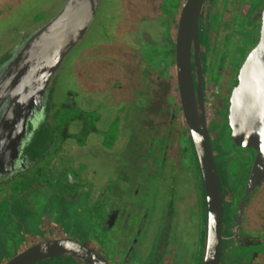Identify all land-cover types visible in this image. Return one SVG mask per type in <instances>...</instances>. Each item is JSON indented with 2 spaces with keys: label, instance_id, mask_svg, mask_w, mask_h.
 <instances>
[{
  "label": "flooded vegetation",
  "instance_id": "obj_1",
  "mask_svg": "<svg viewBox=\"0 0 264 264\" xmlns=\"http://www.w3.org/2000/svg\"><path fill=\"white\" fill-rule=\"evenodd\" d=\"M124 1L116 41L85 51L105 60H78L73 91L60 87L64 59L23 130L5 120L14 96L2 76L46 22L0 46V264H202V135L222 172L220 264H264V176L251 184L257 151L238 145L229 123L264 0H194L185 11L186 0ZM139 106L142 138L133 128ZM102 154L112 158L103 170ZM38 218L43 236L33 232Z\"/></svg>",
  "mask_w": 264,
  "mask_h": 264
},
{
  "label": "water",
  "instance_id": "obj_2",
  "mask_svg": "<svg viewBox=\"0 0 264 264\" xmlns=\"http://www.w3.org/2000/svg\"><path fill=\"white\" fill-rule=\"evenodd\" d=\"M100 1L65 0L57 14L19 47L14 57L6 64L2 76L6 80L1 85L12 91L14 96L10 100L5 120L9 117L17 119L18 126L21 123V128L24 129L25 120L38 105L50 77L84 37ZM194 5V0H186L184 11ZM43 19L44 16L38 14L34 16L33 21L39 22ZM238 80L239 83L231 96L229 123L233 129V140L238 145L257 151L251 175V184L254 185L264 176V24L260 41L244 62ZM202 137L204 140L199 144L198 152L208 201L202 264H220L223 206L219 182L222 172L214 162L205 136ZM55 243L62 242H54V245L67 246L65 243ZM49 247L50 243H46L34 250H46ZM16 262L17 260L12 264Z\"/></svg>",
  "mask_w": 264,
  "mask_h": 264
},
{
  "label": "rangeland",
  "instance_id": "obj_3",
  "mask_svg": "<svg viewBox=\"0 0 264 264\" xmlns=\"http://www.w3.org/2000/svg\"><path fill=\"white\" fill-rule=\"evenodd\" d=\"M64 1L65 0H0V46L1 44H8V42L13 41L14 39H22L27 35H30L35 27L38 26L37 23L41 22H34V16L42 14L44 16L43 20L45 23L57 14ZM124 9V0H101L100 6L96 12V15L94 16V21L88 29L83 40L69 53V55H67L62 64V74L60 76L59 82L60 87L69 86L70 84L73 91H79L80 87L78 85V80L73 79L72 83H69V81L71 77V67H75V64L78 63V60H80L82 57H92L93 62H95V60L98 58H103L101 62L105 60V57L103 56L105 52L103 54H100L101 51H92L91 55L89 53L87 55L85 51L92 47V44L94 43H114L115 37H112V32L113 34L115 33L114 31L116 19L119 18L118 20L119 22H121V14H125ZM122 27L123 25L121 26V29ZM16 28H19L18 31H16ZM137 108H134L135 124L133 122V128L135 125L136 134L142 138L143 127L141 123L144 122V106L141 107L140 111ZM78 112H80V109L78 110ZM127 122L132 123V121L130 120H127ZM137 129H139L141 132L138 133ZM101 156L103 158L104 154H102ZM105 159L107 160H104L103 158V160L100 162V165H103V167H101L102 170L104 169V163L107 164L112 160L111 157ZM57 221L62 222L64 231H70V226H67L68 220L64 219V216L62 217V219H58ZM40 222L46 223L44 218L36 219V221L34 222L36 227L33 228V232L40 236H43V230H40L41 227H38V223ZM77 231H73V234L81 238L82 232L80 231L79 233V231ZM87 234L88 236L91 235V233ZM92 235L93 238H96L94 234Z\"/></svg>",
  "mask_w": 264,
  "mask_h": 264
}]
</instances>
